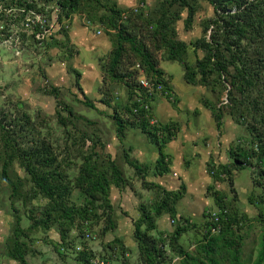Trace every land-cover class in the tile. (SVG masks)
<instances>
[{"label": "trees", "instance_id": "1", "mask_svg": "<svg viewBox=\"0 0 264 264\" xmlns=\"http://www.w3.org/2000/svg\"><path fill=\"white\" fill-rule=\"evenodd\" d=\"M202 1L213 6L214 15L203 19L204 35L187 43L178 36L175 25L184 10L187 11L186 26L193 23ZM8 4L17 7L22 15L47 8L52 14L53 6L59 7L55 20L60 25L57 32L44 38L42 44H38L37 39L30 43L28 36L22 33L21 43L16 46L22 52L34 44L38 51L43 50L57 35L66 36L68 22L77 13H83L89 22L106 29L113 47L103 60L102 68L110 78L126 86L132 100L124 106L130 114L128 118L118 113L111 117L118 137H123L132 126H139L147 133L160 154L154 166L156 174L170 170L164 144L174 135L172 126L150 122L154 117L152 108L156 96L174 99L171 77L159 67L160 61L181 63L184 79L189 84L209 87L219 93L226 91L222 105L208 101L204 104L219 127L222 119L228 116L245 126L246 136L240 140L242 143L230 146L229 163H211L209 172L215 182H227L232 186L233 192L235 173L250 170L255 186L260 189L252 194L250 203L264 205V0H156L148 9H145V2L133 8L122 7L117 0H9ZM54 40L55 44L61 43ZM149 43L155 49H164V54L158 58ZM190 46L195 53L193 62L188 59ZM199 51L202 55H198ZM136 64L154 84L151 92L139 84ZM75 74L76 85L81 89V73L76 70ZM48 87L44 91L56 98V116L72 139L71 147L66 137L63 148H54L50 129L42 133L48 124L42 122L46 120L42 119L38 127L40 121L32 120L30 112L12 115L14 112L1 104L0 157L3 155L4 159L0 182H5L10 189L8 199L14 213L13 233L8 235L11 238H5L7 242L0 243L2 251L5 257L20 264H30L28 256L35 257L38 253L33 244L38 239L43 242L49 239L48 232L56 229L59 239L49 241L64 264H70L66 262L69 258L73 261L71 264H91L94 258H101L108 264L106 258L81 243L83 238L95 239L96 236L88 231L94 225H101L100 236L117 228L111 190L131 187V182L118 160L103 151L105 143H100V136L87 130L78 135L68 130L75 119L90 121L66 104L59 88ZM138 97L147 102L149 109L140 106ZM85 98L81 100L83 103L96 108ZM103 101L107 105L111 103L110 98ZM39 115L38 112L37 117ZM88 139L92 145L82 150ZM56 150L59 151L55 153ZM15 159L26 171L24 178L13 169ZM125 159L137 171L144 170L128 154ZM144 184L155 194L148 202L139 195L140 216L133 222L132 234L136 250L120 237H115L106 248L107 252L117 255L121 264H264L263 206L257 207L261 230L259 238L253 240L256 241V255L253 257L252 248L250 257H245L247 233L244 228L251 219L239 209L230 193L215 185L209 186L208 195L214 200V208L208 209L203 220L196 222L177 216V204L184 195V187L173 191L148 181ZM40 198L43 202L36 203ZM163 214L172 217L173 228L169 231L158 227L157 220ZM87 234L91 237H86ZM129 252L136 254L134 261L129 258ZM42 254L47 255L48 251ZM113 254L110 259L114 260Z\"/></svg>", "mask_w": 264, "mask_h": 264}, {"label": "rangeland", "instance_id": "2", "mask_svg": "<svg viewBox=\"0 0 264 264\" xmlns=\"http://www.w3.org/2000/svg\"><path fill=\"white\" fill-rule=\"evenodd\" d=\"M131 2L134 1V4L132 5L133 8L139 7V5L142 2H145V9H148L152 6V4L156 0H130ZM202 8L196 13L195 20L193 23L186 26L185 19L187 16V11L184 10L182 13V17L177 21L176 23V29L178 32V36L186 41L187 43H190L201 36L204 35L203 33V27L201 25L204 18H209L214 15L213 6L208 1H202ZM52 7V5H51ZM48 14L50 12L46 10ZM78 17L85 16L83 13H77ZM81 22L83 21V18H80ZM87 19V18H85ZM102 35H105L106 37L110 38L109 34L107 33L106 29L103 27L100 29ZM99 31V32H100ZM95 36H98L100 33H98V30H96ZM28 40L30 43L34 42L33 36H28ZM68 40L66 41V43ZM70 42V40H69ZM62 43V41H61ZM150 47L153 49V51L156 53V56L158 58L161 57L164 53V49H155L151 43H149ZM74 51V55H76V47L75 45L71 46ZM113 47V46H112ZM49 49V46L47 45V48L43 50H37L35 47V44L31 46L30 49L26 50V52H22L19 48L11 47L9 44H0V54L3 57H0V62L5 63L6 67L3 68V73L0 70V108L1 104H6L8 109H11L14 114L12 115H20L24 111L30 112L32 116V120H35V122L38 123V127L41 124V120H46L45 123L42 122V124H45L48 122L47 127H44L42 130V133H45L46 130H49L52 132L50 142H53L54 148L61 146L63 148L66 137L69 138L68 133L65 131L66 128L62 126L58 122V118L56 116V99L53 95L47 94L44 90L49 89V85H52V82H55L59 84L60 86V94L61 98L65 100L66 104L70 105V107L74 108L75 111H77V114H81L87 117V119L90 121V123L86 122L85 120H76L75 123H70V129L75 132V134H82L83 130H87L89 133H96L98 136L101 137L100 143H105V148L103 149L104 152H106L107 144L110 141V136L112 133L116 130V124L114 122V119L111 117L112 114L118 113L123 118H128L130 116L128 110L123 106V104L128 103L129 99L128 96H126L127 89L125 88V85L120 82H112L111 84L109 82L105 83L107 79H109V76H106V73L104 69L102 68V82L99 84H94L95 80L93 79L96 77L91 73H86V77H80L81 78V87L80 89L76 85V74L74 71L71 70V66H73L72 59L70 57L69 50L66 48H63L61 44H58L54 50L47 53V50ZM51 49V48H50ZM76 49V50H75ZM71 51V50H70ZM109 53H106L104 55L99 56V64L102 65L105 59L109 56ZM198 55H202V52L199 51ZM46 56V57H45ZM188 59L190 61L195 60V53H193L192 48L190 46L189 52H188ZM104 60V61H103ZM39 61H42V63H39ZM85 62H90L92 64H96L95 58L91 57L84 52V56L78 57V66L86 64ZM82 64V65H83ZM163 66L170 72V74L173 75V79L175 82H179L181 85H183L184 82V68L181 63L178 61H170V62H163ZM35 74V75H34ZM89 74V76H88ZM34 75V76H33ZM103 78L105 79L103 81ZM104 82V83H103ZM110 84V85H109ZM184 86V85H183ZM196 90V91H195ZM195 92V95L197 97H194L195 101H192V107L199 104L203 108H207V106L204 104L206 101L209 103L215 104L216 106L222 105V101L226 100V91L223 93L212 91L211 88L205 87V86H198L196 85L193 89ZM198 93V94H196ZM219 93V94H218ZM84 94L88 96L90 99V102H93L96 106V108L89 107L87 104L83 103L81 100L84 98ZM193 94V93H192ZM102 98H110L111 104L110 106H105L103 103H101ZM197 98V99H196ZM197 103V104H196ZM129 105V104H128ZM210 110L209 108H207ZM211 111V110H210ZM39 112V116L37 117V113ZM188 115L195 119V122L199 123V126L203 124L204 118L202 115H195V112L193 110H188L186 113V118H188ZM73 120V118H72ZM197 130H201V128H198ZM243 138V137H242ZM202 141V140H200ZM242 143L243 141H237ZM72 139H68V146L71 147ZM203 143L201 142V145ZM92 145L91 140H87V143L84 147H82V150H86ZM73 148V147H72ZM77 148V146L75 147ZM74 148V149H75ZM99 150V149H98ZM101 150V148H100ZM119 153L121 152V148H118ZM59 150H56L58 152ZM1 154V152H0ZM4 156L0 157V180H2L1 177V170H2V164H3ZM73 167H75L73 165ZM13 169L18 173L19 177L24 178L26 175V171L24 168L19 164L18 160L15 159L13 162ZM131 173L129 181L131 182V187L136 191V187L139 190L142 186H145V179L143 178V175L139 173V182L137 180H134L136 177V173H133L134 170H130ZM147 172V170H145ZM248 170H241L235 179V182L238 183L237 190L232 186L228 188V191H230V195L235 198V203L239 207L240 210L246 211L244 208H249V216L251 217V220H247L246 226L244 228V231L247 233L246 243L244 247V256L250 257L248 254L251 252L253 248V257L256 255L257 252V246L256 241H253L255 238L258 239L260 236V223L258 222L260 220L259 216V210L257 207L264 208L263 204H256L255 205H247V201L249 202V198L252 196L251 194H257L258 191H253V193L244 192L242 189L247 190V184L249 183L247 172ZM11 174L9 169V175ZM142 176V177H141ZM133 177V178H132ZM142 178V180H141ZM131 179H133L135 182H133ZM253 179V178H252ZM244 184L243 187H241V182ZM254 183V182H253ZM5 182H0V209L3 211L2 213L6 214L10 211L9 209V193L10 189L5 185ZM135 185V186H134ZM255 185V184H254ZM139 186V187H138ZM235 186V185H234ZM146 187V186H145ZM114 188V187H113ZM227 188V186H226ZM117 191V190H116ZM149 195L142 196V199H144V202H148L152 199L155 192L153 190H149ZM111 196V195H110ZM138 198V197H137ZM36 203H42L43 199H37L35 201ZM116 202V201H115ZM121 202V200H120ZM19 206V205H18ZM114 206L120 207L117 203ZM21 207V206H19ZM9 211H6L8 210ZM123 206L120 207V209L115 208V215L117 219V228L111 232H108L105 236H100V228L101 225L97 224L93 227L89 228L88 231L93 234L95 239H87L83 238L81 244H87L91 250L94 249V252H96V255H101L104 258L108 260V264H121L120 260H118V257L116 254L111 253L110 251L107 252L106 249L107 245L110 241H112L115 237H120L123 239V241L128 245L130 248L134 249L136 246V243L133 239V231L132 228L125 222H122L123 218H119V214L117 210H123ZM132 210V209H131ZM0 211V212H1ZM5 222L0 221V232H5L9 229V220H6ZM13 221V220H12ZM6 223V224H5ZM11 223V222H10ZM127 225V226H126ZM7 232H5L4 236ZM13 231L11 230L10 234H12ZM53 235V234H52ZM3 237H0V241L2 242L4 239ZM8 236V235H6ZM9 237V236H8ZM59 238V235L57 236ZM11 238V237H9ZM8 238V239H9ZM42 238H44L42 236ZM41 240V239H38ZM8 241L7 239L5 240ZM9 243V242H8ZM51 247V246H50ZM2 245L0 244V251H2ZM136 250V249H134ZM53 252V250H51ZM55 253V251H54ZM0 252V264H18L17 261L12 260L8 258L7 256H1ZM56 254V253H55ZM111 254H113V259L111 258ZM56 256L60 259V257L56 254ZM129 258L134 261L136 254L133 252H129ZM252 257V256H251ZM252 257V258H253ZM16 262V263H15ZM30 264H52V262L49 261L48 257L41 256L39 258L32 257L30 260Z\"/></svg>", "mask_w": 264, "mask_h": 264}, {"label": "crops", "instance_id": "3", "mask_svg": "<svg viewBox=\"0 0 264 264\" xmlns=\"http://www.w3.org/2000/svg\"><path fill=\"white\" fill-rule=\"evenodd\" d=\"M117 2L122 7H132V5L134 4V1L131 2L130 0H117ZM142 3L140 5H142ZM80 18H83L82 22ZM85 18V16L80 15V17H78L77 14H74L71 20L68 22L66 36L61 34L57 35V37H54L52 40L50 39L51 41L47 53L54 50V48L58 45L55 44L54 39H58L59 42H64L63 44L59 43L62 46V50L63 48L69 50L67 52L71 53L70 57L73 58V66H71L70 71H74V73H76V70L79 71L81 73L80 77L83 76L84 79L86 77V73H89L90 75L92 73L96 76L95 78L93 76V79L95 80L94 84H99L102 82V65L99 64V56L104 55L112 50V41L110 38H108V36L106 37L105 35H102L100 29H102L103 27L100 24L89 22V20ZM58 28L59 27L56 24L54 26V33L57 32ZM96 30H98V33H100L98 36H95V34L97 33ZM67 40L68 42L66 43ZM53 43L54 45H52ZM73 45H75L77 49H75L76 55H74V49L71 47ZM84 52L85 54L88 53L89 56L94 57L95 62L97 63L92 64L90 62H85L86 64L82 63L83 65L79 64L78 66V57L84 56ZM0 57L3 56L0 54ZM163 62L170 61L161 60L159 67L171 77V86L173 89L174 99H170L160 95L156 96L153 100L152 114L154 118L158 120V124L160 123L163 126L173 127V137L168 139L164 144V152L167 154L170 164L169 172L162 175L156 174L154 172V166L160 154L157 146L150 140L147 133H145L139 126H132L128 128L123 137H118V133L115 130L112 135H109L110 141L107 144L108 146L106 152L110 153L113 158H116L118 160L120 167L126 171V176L129 179V173H131L130 170L133 169V173L137 174L136 177H134V180H137V182H139L140 180L138 176L140 172L146 182L148 181L150 183L152 182L159 184L161 187L167 190L176 191L184 187V195L177 204V216H183L185 218L199 222L203 220V217L208 209L214 208V200L208 195L209 186L215 185L216 188L223 190L226 193H230V191H228V188H230V186L228 187L229 184L227 182H215L213 176L209 172L210 164L229 163V148L232 144L245 138L246 129L244 125L236 123L232 118L228 116L222 119L221 126L219 127L210 110L205 107L203 108L197 103V105L192 107L193 105L191 103L192 101H195L194 97H197V95H195V92L193 91L196 85L187 83L184 78V86L181 85L178 81L175 82L173 79V75L170 74V72L163 66ZM39 63H42V61H39ZM2 67H6L5 63L0 62V70L3 73ZM135 68L138 69L137 76H139L141 73L146 75L144 69L139 64H136ZM106 76L108 75L106 74ZM104 80L105 79L103 78V81ZM107 82L111 84L112 82L118 81H115L113 80V78L109 77V79H107L105 83ZM52 85L60 89L59 84L52 82ZM85 96L86 95L84 94V98L82 99L83 101H85L86 99ZM126 96H128V92H126ZM86 97L88 100L90 99L88 96ZM103 100L104 98L101 99V103H103L105 106H110L105 104ZM130 100L131 99H129V101ZM123 106H125V104H123ZM188 110H193L196 116L202 115V117L204 118L203 124L199 126V123L195 122L196 118L193 119L189 115L188 118H186V113ZM198 128H201V130H197ZM201 142L203 143L202 145ZM118 148H121L120 153ZM126 154L129 155V158L131 160L137 161V163L142 166L144 170L137 171L136 168L131 166L125 159ZM145 170H147L148 172H146ZM248 171L247 177L249 183L246 185L247 190L245 191L244 188L242 190L244 192L248 191L249 193H253V191L256 190L259 192L260 189H258L254 185L250 170ZM239 172L240 171L235 173V179L237 178ZM235 179V186L233 185L234 188L238 185V183L235 182ZM131 180L135 182L133 179ZM240 183L241 187H243L244 184L242 183V181ZM135 187L136 191L130 186L122 189L112 188L110 196L113 206L116 203L120 207L123 206L124 209L122 211L117 210L119 214L118 216L119 218H123L122 222L127 223L132 228V231L134 228V220L140 216V212L138 211L137 207V203L140 200L139 195L147 196L150 193L145 186H142L139 190L137 189V186ZM235 189L237 190V187ZM250 204L251 203L249 198V202L247 201V205ZM120 207L114 206V209H120ZM9 209L6 211H9ZM244 209H246L247 212L242 210L241 211L249 216V208ZM1 210L2 209H0V211ZM2 212L3 211L0 212V221L5 222L4 218H6V220H9L11 222H9L8 224L9 229L5 231L7 232L6 235H9L12 230L14 213L13 211H11V209L6 214ZM171 219L172 217L170 214H163L162 216H160L157 220L159 229L162 231L171 230L173 228ZM1 226L2 225H0V227ZM5 232H0V237H3ZM6 235L4 236V239L7 237ZM47 235L49 236V239L45 240L44 242L43 240H37L36 243L33 244V246L38 250L35 258L45 256L49 258V261L52 262V264H64L62 260L59 259L54 253L53 247L50 244L51 241H49L51 239H59L57 237L59 235L57 230L52 229L48 232ZM45 250L48 251L47 255L42 254ZM51 250H53V252ZM0 252L2 253L1 256H4V251ZM31 258L32 256H28L29 262ZM17 262L18 264H20L19 261ZM66 262L71 264L73 261L71 260V258H69Z\"/></svg>", "mask_w": 264, "mask_h": 264}, {"label": "built area", "instance_id": "4", "mask_svg": "<svg viewBox=\"0 0 264 264\" xmlns=\"http://www.w3.org/2000/svg\"><path fill=\"white\" fill-rule=\"evenodd\" d=\"M9 0H0V44L10 45L16 47L21 43L22 33L27 36H33L34 39L39 40L38 44L43 43V39L49 38L54 32V26L58 23L55 22L57 18L58 6H53L52 14L46 11H29L25 15L21 11L8 4ZM48 10V8H47ZM52 17V18H51ZM139 84L151 92L154 84L145 74H140L137 77ZM162 85H158L161 88ZM141 107L149 109V105L140 97L137 98ZM137 110L135 109V112ZM152 124H158V120L152 117L150 119ZM215 215V212L212 213ZM216 232V229H213ZM86 237H91L87 234ZM91 264H106L105 260L101 258H94Z\"/></svg>", "mask_w": 264, "mask_h": 264}]
</instances>
